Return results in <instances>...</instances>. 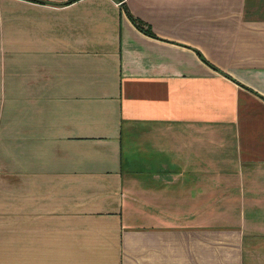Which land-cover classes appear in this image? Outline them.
<instances>
[{
    "label": "crops",
    "instance_id": "crops-1",
    "mask_svg": "<svg viewBox=\"0 0 264 264\" xmlns=\"http://www.w3.org/2000/svg\"><path fill=\"white\" fill-rule=\"evenodd\" d=\"M0 96V264H264V0H0Z\"/></svg>",
    "mask_w": 264,
    "mask_h": 264
},
{
    "label": "trees",
    "instance_id": "trees-1",
    "mask_svg": "<svg viewBox=\"0 0 264 264\" xmlns=\"http://www.w3.org/2000/svg\"><path fill=\"white\" fill-rule=\"evenodd\" d=\"M71 1H75V0H71ZM129 19L132 21L133 24H135V26H137V28L141 31H144L146 33H149L147 30H144L142 25L140 24V22L138 20H136L132 15L128 14Z\"/></svg>",
    "mask_w": 264,
    "mask_h": 264
},
{
    "label": "rangeland",
    "instance_id": "rangeland-1",
    "mask_svg": "<svg viewBox=\"0 0 264 264\" xmlns=\"http://www.w3.org/2000/svg\"><path fill=\"white\" fill-rule=\"evenodd\" d=\"M0 98H1V96H0ZM1 114V113H0ZM7 114H8V112L6 111V109H5V111H4V114H3V116H4V118H6L7 117ZM12 114V111L10 112V115ZM13 115V114H12ZM14 115H16V114H14ZM16 117V116H15ZM1 142V141H0ZM8 161V160H7ZM10 161H12V163L14 164V165H16V164H18V161L19 160H17V159H13V160H10Z\"/></svg>",
    "mask_w": 264,
    "mask_h": 264
}]
</instances>
